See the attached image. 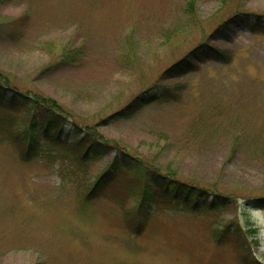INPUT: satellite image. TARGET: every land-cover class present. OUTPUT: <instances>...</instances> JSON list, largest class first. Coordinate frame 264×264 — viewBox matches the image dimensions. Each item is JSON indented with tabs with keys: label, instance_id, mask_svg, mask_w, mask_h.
<instances>
[{
	"label": "rangeland",
	"instance_id": "1",
	"mask_svg": "<svg viewBox=\"0 0 264 264\" xmlns=\"http://www.w3.org/2000/svg\"><path fill=\"white\" fill-rule=\"evenodd\" d=\"M0 84L53 112L0 102V264H264V0H0ZM80 136L228 205L143 223L132 164L86 199L121 155Z\"/></svg>",
	"mask_w": 264,
	"mask_h": 264
},
{
	"label": "trees",
	"instance_id": "2",
	"mask_svg": "<svg viewBox=\"0 0 264 264\" xmlns=\"http://www.w3.org/2000/svg\"><path fill=\"white\" fill-rule=\"evenodd\" d=\"M244 23L246 25L247 22L244 21ZM208 52L210 53L212 51L208 50ZM191 63L192 62L183 59L179 63L177 62L173 69L168 70L172 73H174V71L176 70H178V72H180V70L181 72L188 71L190 70V68H192ZM159 94V91H148L135 98L130 103L136 104L138 106H143L157 100ZM2 100L6 102H3ZM0 102H3L5 104L8 103V105L10 106L21 105V108L25 107L26 105L30 108L35 109L43 108L42 106L39 107L37 104H35L31 96H24L23 94H19L18 91L2 84H0ZM49 106L52 105L49 104ZM43 109L50 111V109ZM46 113L48 115H51L53 112L50 111V113ZM34 118L35 117H33V121H35ZM41 118L45 119L43 125L46 126L48 130L55 129L54 125L55 123H57L56 119L52 120L47 116L44 117V115H42ZM47 139H49L48 136ZM80 141L81 152H79L77 157L75 158L76 161L78 160L80 163H86L90 160H96L102 153V150L108 147L116 149L117 152L121 155V158L115 159L117 163H114L112 161L109 164V170H104L96 178L95 183L91 184L92 186L86 195V199L90 198L91 192H94L98 188L100 189L104 187L106 185V182L111 177H113V175H118L119 168L125 167V165L132 164L134 169L136 168L138 172L142 170V173L144 174L143 177H145L144 182L141 184V188L139 189V207L135 211V218L139 221H142L143 223H147L150 217L149 211L146 210V207L148 206L149 208L150 205L154 206L157 203L164 206H166V204L171 205L174 208H181L190 212L203 211L205 210L206 205L208 208L212 209H218L221 206L228 205V199H226L227 202H225V199H221V197H219V195H217L216 193L208 192V190L184 184L174 179V177L172 178L166 176L165 174L162 175V173H154L152 171L146 174L144 170L145 167L138 163L137 158H132L131 156H129L126 150H122L118 145L115 147L107 141L98 140V138H89L86 142L85 139L81 137ZM52 144H56L54 143V140ZM68 151L72 153L71 150ZM162 200H167L168 202L164 203ZM259 204L260 203H258V205Z\"/></svg>",
	"mask_w": 264,
	"mask_h": 264
}]
</instances>
